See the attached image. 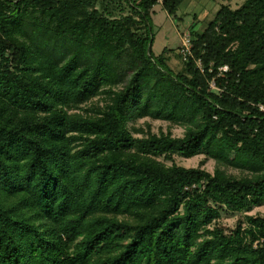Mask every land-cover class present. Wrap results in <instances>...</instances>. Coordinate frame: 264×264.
Here are the masks:
<instances>
[{
  "label": "trees",
  "instance_id": "16d2710c",
  "mask_svg": "<svg viewBox=\"0 0 264 264\" xmlns=\"http://www.w3.org/2000/svg\"><path fill=\"white\" fill-rule=\"evenodd\" d=\"M184 1L0 0V264H264V214L213 227L264 205V0L191 31L175 75L150 18Z\"/></svg>",
  "mask_w": 264,
  "mask_h": 264
},
{
  "label": "rangeland",
  "instance_id": "374dc122",
  "mask_svg": "<svg viewBox=\"0 0 264 264\" xmlns=\"http://www.w3.org/2000/svg\"><path fill=\"white\" fill-rule=\"evenodd\" d=\"M244 2L245 0H185L175 16H170L161 5L155 6L150 18V26L153 31V43H150L152 45V54L156 59L163 57L165 59L164 64L166 70L178 75L185 68L179 53L182 46V39L187 35L192 37L191 31H204L223 5H229L232 9H238ZM116 5H120L119 2L110 3L112 12ZM97 8H100V4L97 5ZM195 22L197 24L191 29ZM130 77L131 75H126L123 86L128 83ZM102 98L95 99L94 103L100 102ZM101 105H103L102 102ZM147 124L157 134L161 133V131L164 133L171 131L175 137H182L184 135V129L182 127L174 126L170 128L168 123L162 121L143 119L133 123L131 126L141 132L148 130ZM135 136L141 137L142 134H135ZM204 158V156H196L188 159L176 155L174 156V161L167 162V165L170 166L172 163H175L185 168H201L213 174L216 168V162L214 160H208L202 165L201 163ZM228 172L234 175L241 174L240 170L235 169H229ZM263 214L264 205L255 207L244 213L223 211L220 218L215 221L213 227L218 226L225 229L226 232H229L235 229L240 221L244 222L247 217Z\"/></svg>",
  "mask_w": 264,
  "mask_h": 264
},
{
  "label": "built area",
  "instance_id": "2783aa9c",
  "mask_svg": "<svg viewBox=\"0 0 264 264\" xmlns=\"http://www.w3.org/2000/svg\"><path fill=\"white\" fill-rule=\"evenodd\" d=\"M163 1L164 0H158L160 4H162ZM192 48H193V45L191 42V37L190 35H187L185 38L182 39V46L179 51L184 61H187L188 57L192 56ZM227 70H228L227 67L223 68V71H227ZM212 87H214V84L212 85Z\"/></svg>",
  "mask_w": 264,
  "mask_h": 264
}]
</instances>
